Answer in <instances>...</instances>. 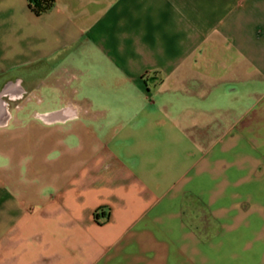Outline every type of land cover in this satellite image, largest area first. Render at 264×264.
Segmentation results:
<instances>
[{
    "label": "crops",
    "instance_id": "obj_1",
    "mask_svg": "<svg viewBox=\"0 0 264 264\" xmlns=\"http://www.w3.org/2000/svg\"><path fill=\"white\" fill-rule=\"evenodd\" d=\"M70 70L49 177L3 176L0 264H264V0H0V91Z\"/></svg>",
    "mask_w": 264,
    "mask_h": 264
},
{
    "label": "rangeland",
    "instance_id": "obj_2",
    "mask_svg": "<svg viewBox=\"0 0 264 264\" xmlns=\"http://www.w3.org/2000/svg\"><path fill=\"white\" fill-rule=\"evenodd\" d=\"M22 75L25 78L24 84L28 87L33 86L32 91L24 90L20 97L14 99L6 94L1 95L10 110L8 120L0 124V195L2 196L3 176L8 180L18 179L27 186L45 181L49 177L48 171L38 173L31 170L33 164L46 165L52 160L44 150L46 149L44 133L49 124L37 115V111L62 107L63 105L54 106L60 102L61 96L68 95L79 103L84 101V91L81 86L85 83L80 80V74H73L71 70L64 75L68 80L65 89L59 91L56 88L46 87V81L53 78V74ZM37 95L41 96V99ZM48 190L47 185L40 187L42 193H48ZM186 211L201 230L205 228L206 213L200 204L192 201Z\"/></svg>",
    "mask_w": 264,
    "mask_h": 264
},
{
    "label": "trees",
    "instance_id": "obj_3",
    "mask_svg": "<svg viewBox=\"0 0 264 264\" xmlns=\"http://www.w3.org/2000/svg\"><path fill=\"white\" fill-rule=\"evenodd\" d=\"M54 0H28V6L34 13L40 14L41 12L50 8Z\"/></svg>",
    "mask_w": 264,
    "mask_h": 264
},
{
    "label": "bare ground",
    "instance_id": "obj_4",
    "mask_svg": "<svg viewBox=\"0 0 264 264\" xmlns=\"http://www.w3.org/2000/svg\"><path fill=\"white\" fill-rule=\"evenodd\" d=\"M6 92V89H3L1 92H0V97H1V95L2 94H4ZM42 119H44V120H49L50 119V114H40L39 115ZM3 124V123H2Z\"/></svg>",
    "mask_w": 264,
    "mask_h": 264
}]
</instances>
